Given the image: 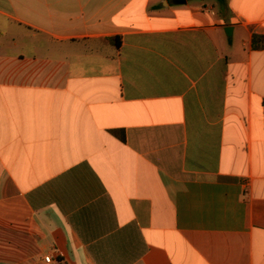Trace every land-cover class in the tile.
<instances>
[{"label":"crops","instance_id":"0c3cea01","mask_svg":"<svg viewBox=\"0 0 264 264\" xmlns=\"http://www.w3.org/2000/svg\"><path fill=\"white\" fill-rule=\"evenodd\" d=\"M254 35L264 0H0V264H264Z\"/></svg>","mask_w":264,"mask_h":264},{"label":"trees","instance_id":"16d2710c","mask_svg":"<svg viewBox=\"0 0 264 264\" xmlns=\"http://www.w3.org/2000/svg\"><path fill=\"white\" fill-rule=\"evenodd\" d=\"M217 1L221 3L224 0H217ZM253 46L255 48H264V38L263 37H260V36H257V35H254V38H253Z\"/></svg>","mask_w":264,"mask_h":264},{"label":"built area","instance_id":"2783aa9c","mask_svg":"<svg viewBox=\"0 0 264 264\" xmlns=\"http://www.w3.org/2000/svg\"><path fill=\"white\" fill-rule=\"evenodd\" d=\"M44 260H45L46 264H52L54 262V257L49 255V256H46Z\"/></svg>","mask_w":264,"mask_h":264},{"label":"water","instance_id":"95a60500","mask_svg":"<svg viewBox=\"0 0 264 264\" xmlns=\"http://www.w3.org/2000/svg\"><path fill=\"white\" fill-rule=\"evenodd\" d=\"M187 1H188V0H176V3H177V4H183V3H186ZM199 1H203V0H199ZM228 29L230 30V29H232V28H227L226 31H227Z\"/></svg>","mask_w":264,"mask_h":264}]
</instances>
